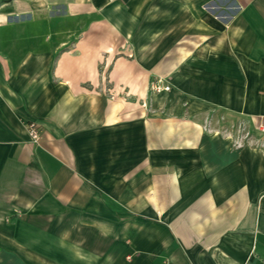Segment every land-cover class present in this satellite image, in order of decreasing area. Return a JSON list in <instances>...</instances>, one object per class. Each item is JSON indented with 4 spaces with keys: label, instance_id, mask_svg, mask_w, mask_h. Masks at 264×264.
Returning a JSON list of instances; mask_svg holds the SVG:
<instances>
[{
    "label": "crops",
    "instance_id": "1",
    "mask_svg": "<svg viewBox=\"0 0 264 264\" xmlns=\"http://www.w3.org/2000/svg\"><path fill=\"white\" fill-rule=\"evenodd\" d=\"M262 128L264 0H0V264H264Z\"/></svg>",
    "mask_w": 264,
    "mask_h": 264
},
{
    "label": "built area",
    "instance_id": "2",
    "mask_svg": "<svg viewBox=\"0 0 264 264\" xmlns=\"http://www.w3.org/2000/svg\"><path fill=\"white\" fill-rule=\"evenodd\" d=\"M151 89L153 92L156 93H161V92H166L170 90V86L166 85L162 82V80H156L153 82ZM262 131L264 132V128H262ZM30 132H31V137L34 142H38L40 132L38 131L37 127L35 125H30Z\"/></svg>",
    "mask_w": 264,
    "mask_h": 264
},
{
    "label": "rangeland",
    "instance_id": "3",
    "mask_svg": "<svg viewBox=\"0 0 264 264\" xmlns=\"http://www.w3.org/2000/svg\"><path fill=\"white\" fill-rule=\"evenodd\" d=\"M261 131V130H260Z\"/></svg>",
    "mask_w": 264,
    "mask_h": 264
}]
</instances>
